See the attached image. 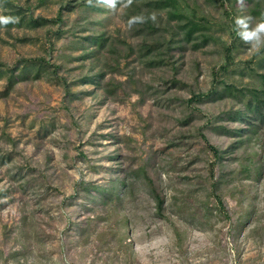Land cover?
Segmentation results:
<instances>
[{
  "label": "rangeland",
  "instance_id": "obj_1",
  "mask_svg": "<svg viewBox=\"0 0 264 264\" xmlns=\"http://www.w3.org/2000/svg\"><path fill=\"white\" fill-rule=\"evenodd\" d=\"M10 1L20 13L0 24V264H264V124L241 145L229 136L247 126L228 115L264 92V45L231 33L237 17L249 30L259 21L247 2L179 0L207 30L184 42L161 13L154 37L172 43H146L144 58L127 1ZM100 32L115 43L100 49L105 67L83 51ZM201 134L221 153L216 175L228 174L223 205Z\"/></svg>",
  "mask_w": 264,
  "mask_h": 264
},
{
  "label": "trees",
  "instance_id": "obj_2",
  "mask_svg": "<svg viewBox=\"0 0 264 264\" xmlns=\"http://www.w3.org/2000/svg\"><path fill=\"white\" fill-rule=\"evenodd\" d=\"M42 2L43 0H39ZM105 1V0H102ZM114 1V0H112ZM128 2V7L125 9V19L129 21V24L132 26L133 31L135 32V35L140 34L142 36V41L139 46V53H144L141 55V57L145 58V45L148 44V42H151V45L147 47L148 53H151L152 51H156L157 47H161L162 44L165 45V47L169 48V45L172 43V40L169 39L166 41V39L163 37L161 40L156 41V37L154 35H158L159 33V28H158V22L156 21L155 18H160L161 19V13H165L166 16V22L169 25H172L171 23L174 22L176 23L175 25L173 24V27L181 31L180 36L184 39V42H187L188 40L193 38L194 33L197 31H200L202 29H206V26L202 25L196 18L193 10L191 9V12L186 14L187 11L183 10L181 8V3L179 0H124ZM182 1V0H180ZM210 1V0H209ZM218 1L219 4L222 6L225 0H215ZM230 1V0H229ZM247 2L249 5L247 7L248 9V15L250 16L251 20L258 18L260 20L261 14L264 13V0H244ZM0 3L3 5V8H7L8 10H1L0 17L3 16H9V17H16L20 13L19 8H17L16 4L13 1L10 0H0ZM184 3V2H183ZM5 5V6H4ZM226 12V15L228 16ZM150 15H154V19H150ZM137 17H142L143 19H135ZM159 19V20H160ZM25 20V18H21V21ZM57 22H60V14L57 16ZM55 22V20H54ZM10 23V22H9ZM28 23H30V27L32 28H37L39 26L38 20H32L30 17L28 19ZM10 27V26H9ZM8 27V28H9ZM164 29V28H163ZM162 29V31H163ZM237 26H235L233 23H231V33L236 32ZM165 33L166 30L164 31ZM204 36V34H202ZM160 36V35H159ZM178 36V34H177ZM84 41V54L85 55H99L102 52H107L110 53L114 49V40L113 38H110L107 36L105 32H100L99 34L93 35L88 34V36H85L83 38ZM147 43V44H146ZM160 44V45H156ZM91 45H95L94 49H88ZM106 47L105 51L102 50L100 52V49ZM100 52V53H99ZM154 56L150 57L147 60H143L142 62L145 64L147 63L150 66L156 65L154 61ZM98 61L101 63V66L105 67L106 64H104V54L98 56ZM32 62H38L45 64L44 58L40 57L37 59H32ZM157 63V62H156ZM161 63V62H159ZM56 69V68H55ZM106 72H102L98 74V79L102 82L103 78L105 77ZM2 74L0 73V76ZM128 75V74H127ZM128 82L130 81V76L128 75ZM90 81V79H88ZM131 82V81H130ZM110 81L108 82L105 81L102 83L101 89L103 91V94L106 95L109 98H114V92L110 91L108 89V86L110 85ZM135 83V82H134ZM125 83L119 82L118 85L122 86ZM226 90V89H225ZM229 91V90H227ZM137 93V92H135ZM141 94V92H139ZM217 93V90L213 88L211 91L208 93H192L191 97L187 100V102L191 103L194 100L201 101L204 98H210L214 94ZM251 95V99L246 102V104L243 106L242 110H237L234 113H232L230 116L228 115L229 121L232 122H243L246 124L247 128L244 130L246 134L244 136L240 137L241 130L238 128H234L232 132L230 133L234 138H238L237 141L234 142L235 145H241L245 142H247L249 135L247 133H252L256 134V130L258 129V124H264V92L258 91V90H251L248 92ZM227 116V115H226ZM219 130H224L226 131L225 127H219ZM218 129H215L218 135L219 131ZM201 137L203 141L206 143V146L210 148L212 151V154L215 158L214 164L210 166V181L209 184L211 194L212 196L218 200V202L223 205L221 197L218 195V189L220 185H222V177L228 174H222V175H216L214 172V168L216 166V160H218L220 156V151L213 145H211L207 138L205 137L204 134H201ZM231 148V146H230ZM241 165L239 164V167ZM246 173H248L247 177L249 176L250 172H247L248 170L245 169ZM254 173H258V170L255 169ZM146 177V176H145ZM148 180L147 185L151 192L154 194V198L156 199L157 204L160 202V196L155 190V186L153 185L152 182L149 181V179L146 177ZM126 182H120V187L124 188V192L126 197L128 196V186ZM118 189H116V194H117ZM103 192H101L102 194ZM156 194V195H155ZM224 210V208H223ZM226 213H228L227 210H225ZM6 259V258H5ZM3 260L4 263L6 260Z\"/></svg>",
  "mask_w": 264,
  "mask_h": 264
},
{
  "label": "clouds",
  "instance_id": "obj_3",
  "mask_svg": "<svg viewBox=\"0 0 264 264\" xmlns=\"http://www.w3.org/2000/svg\"><path fill=\"white\" fill-rule=\"evenodd\" d=\"M110 6L112 5V0H105ZM150 19H154V15H150ZM135 19L142 20V17H137ZM16 18L3 16L0 17V24H5L12 22L14 23ZM237 25V35L244 39L245 41H252L256 49H259L262 45H264V13L261 14V18L258 22H256L253 27L248 29V19L244 17H237L235 20Z\"/></svg>",
  "mask_w": 264,
  "mask_h": 264
}]
</instances>
